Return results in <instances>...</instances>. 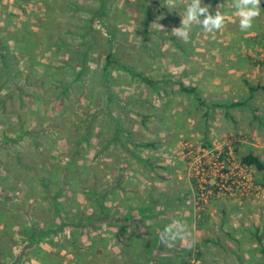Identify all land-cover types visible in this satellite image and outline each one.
Instances as JSON below:
<instances>
[{
	"label": "rangeland",
	"instance_id": "obj_1",
	"mask_svg": "<svg viewBox=\"0 0 264 264\" xmlns=\"http://www.w3.org/2000/svg\"><path fill=\"white\" fill-rule=\"evenodd\" d=\"M185 4L169 11L166 0H0L8 47L0 52V264H264V172L240 164L247 154L264 160V138L189 132L192 98L180 89L191 45L252 44L261 50L250 64L264 63V0L248 32L227 0H202L213 15L224 4V28L193 25L187 43L171 34ZM225 171L229 184L241 182L234 195L212 180ZM193 181L208 183L206 192ZM113 188L128 191L125 202L109 201ZM133 203L137 220L108 222L102 205ZM214 204L232 215L217 214L210 226ZM96 214L103 220L76 226ZM177 221L191 235L169 247L161 235ZM31 223L49 228L34 246L22 232ZM205 232L214 242L208 252Z\"/></svg>",
	"mask_w": 264,
	"mask_h": 264
},
{
	"label": "crops",
	"instance_id": "obj_2",
	"mask_svg": "<svg viewBox=\"0 0 264 264\" xmlns=\"http://www.w3.org/2000/svg\"><path fill=\"white\" fill-rule=\"evenodd\" d=\"M236 47H229L225 43L213 44L210 42L201 48L191 45L186 50V53L189 54L187 87L194 89L193 93H188L191 95V104H193L192 109H189V132H192V129L193 132L196 130L201 133L205 131L209 139H213L216 134L218 137H223L231 133L237 135L248 133L255 135L258 133V136L260 133L261 137L264 138V68H262L264 63L259 62L254 67L250 64L251 62L252 64L258 62L257 51L261 48L252 47V44L236 45ZM253 50V56L246 55ZM251 87H262L263 89L252 92ZM197 105L203 108V111L201 116L198 115L195 118L196 111H199L195 110ZM260 159L264 162L263 158ZM127 192L121 188H113L109 193V201H112V197H116V202L120 200L125 202L126 197L129 196ZM210 206L207 207V221H209L207 224L210 226L215 225L214 218L217 214L220 219H222L221 213L223 212L228 214V217L232 215V211L226 205L223 208V205H215L214 208ZM102 207L111 213L107 219L108 222H118L119 225L120 223L125 225L132 220H137V217L132 214L133 210H137L135 203L122 205V210L118 205L113 207L102 205ZM241 207L240 205L239 209ZM218 208H222L221 211ZM98 216L100 214H96V217L93 218H97V221L103 220L99 219ZM146 217H143L145 223H147ZM199 227L203 230L206 229V226L202 225L200 221ZM222 233L225 234L224 231ZM205 235L206 239H203L204 236L200 239L204 243L203 252H208V246L213 247L214 242L207 238V232ZM257 242L259 244L258 240ZM241 244L242 241L237 245L241 246ZM213 250L215 249L213 248ZM234 252H238L239 256L244 258V251L240 247H235Z\"/></svg>",
	"mask_w": 264,
	"mask_h": 264
},
{
	"label": "clouds",
	"instance_id": "obj_3",
	"mask_svg": "<svg viewBox=\"0 0 264 264\" xmlns=\"http://www.w3.org/2000/svg\"><path fill=\"white\" fill-rule=\"evenodd\" d=\"M227 4L234 9L233 15L238 17L241 32L252 29L254 21L261 15V0H227ZM223 6L224 4H220L213 15L210 6H202V0H186L183 14L180 15L181 26L173 28L171 34L187 43L193 25H199L205 33L222 30L225 25V16L220 9ZM166 7L172 11L176 7V0H166ZM190 235L186 227L177 221L165 227L161 242L171 247L177 240L184 241Z\"/></svg>",
	"mask_w": 264,
	"mask_h": 264
},
{
	"label": "trees",
	"instance_id": "obj_4",
	"mask_svg": "<svg viewBox=\"0 0 264 264\" xmlns=\"http://www.w3.org/2000/svg\"><path fill=\"white\" fill-rule=\"evenodd\" d=\"M103 11H105V7H104V5H102L101 6V8H100V12H103ZM0 29H1V27H0ZM18 41V39L17 38H15V42H17ZM2 45H1V43H0V52L1 53H3L4 52V50H8V47H5L4 45H3V47L4 48H2L1 47ZM9 53H10V51H8ZM20 55H21V53H19ZM13 56H17L16 54H13ZM6 58H10V57H5V59ZM15 58V57H14ZM107 59H108V61H111L112 60V56L110 55V54H108L107 55ZM107 68H108V65H107ZM141 76V78L143 79V80H145L147 83H149V84H153V81L152 80H149V79H146V77H143L142 75H140ZM154 89V88H153ZM180 89H181V91L182 92H184V93H193L194 92V89H190L189 87H187V86H185L183 83H181L180 84ZM259 89H263L262 87H251V91L252 92H254V91H256V90H259ZM120 133V131H117V135ZM232 150H233V152L235 153V155H236V153L238 152V145H234L233 147H232ZM229 154H230V152H229V148H227V149H225V153L223 154V158H226V156L228 157L229 156ZM222 158V159H223ZM224 160V159H223ZM240 164L242 165V166H245V167H254V168H256V170H258V171H260V172H264V162L258 157V156H255L254 154H247V155H245V156H243V157H241V159H240ZM193 186H194V189H195V191L199 194V189H198V184L195 182V181H193ZM102 205V204H101ZM101 212H103V210L101 209ZM58 214V213H57ZM96 216V215H95ZM63 221V223H62V227H61V229L62 228H64V227H66V226H68V224H67V222H65V220H62ZM96 221H97V218H89L88 220H86V221H84V220H78V222H76L75 224H76V226H78V227H82V226H84V225H94L95 223H96ZM86 222V223H85ZM47 229H49V228H45V227H40L38 224H36V223H31V225L29 226H25L24 228H23V234H24V236L25 237H27L28 238V245H30V246H34V245H37L38 243H39V240L42 238V237H44V236H46L48 233H47ZM47 230V231H46ZM258 241H259V244L262 246V240L259 238L258 239ZM262 252L264 253V247L262 248ZM191 260H190V258H187V260L185 261V264H188L189 262H190Z\"/></svg>",
	"mask_w": 264,
	"mask_h": 264
},
{
	"label": "built area",
	"instance_id": "obj_5",
	"mask_svg": "<svg viewBox=\"0 0 264 264\" xmlns=\"http://www.w3.org/2000/svg\"><path fill=\"white\" fill-rule=\"evenodd\" d=\"M209 170H210V168H209ZM225 172H227L226 173V175H221L220 176V181L219 182H217V178H214L213 177V182H215L214 183V185H216L217 186V188H218V190H219V192H220V194H226V193H229L230 195H234V194H236L237 193V191H235L236 190V188H234V185L236 184V183H240L241 184V182H238V181H233L232 183H230L229 184V180H233V177H232V175H229L230 173H228L229 171H225ZM224 178H228L227 180H225L224 181ZM202 181L204 182V179H202ZM206 182V181H205ZM208 182H209V180H208ZM197 184H198V188H199V190H200V188L202 189V190H204V188H205V191L204 192H206V189H207V184L208 183H205V186L204 185H202L201 183H198V181H197ZM200 184V185H199ZM210 192H212V191H210ZM219 192H217V194H219ZM201 194H203V196H204V193L202 192ZM227 195V194H226Z\"/></svg>",
	"mask_w": 264,
	"mask_h": 264
}]
</instances>
